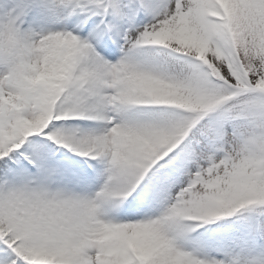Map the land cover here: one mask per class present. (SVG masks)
Listing matches in <instances>:
<instances>
[{"label": "rangeland", "instance_id": "obj_1", "mask_svg": "<svg viewBox=\"0 0 264 264\" xmlns=\"http://www.w3.org/2000/svg\"><path fill=\"white\" fill-rule=\"evenodd\" d=\"M79 1L89 3L44 2L24 33L28 60L10 57L22 20L13 27L9 5L0 13V28L11 24L2 34L8 44L0 50V102L23 107L22 118L36 131L25 155L48 167L40 179L18 160L4 172L0 197L50 247L43 264H92L96 255L101 264H264V218L259 245L245 222L202 226L195 218L212 197L264 169V104L255 94L227 100L233 87L264 83V0H98L78 11ZM188 56L226 84L198 86ZM70 59L92 66L87 73L73 69L70 87L78 88L66 98L70 106L48 117L44 88L63 83L57 79L70 75ZM29 70L35 78L17 74ZM36 78L41 84L32 85ZM23 90L32 91L25 100ZM211 99H226L220 124L196 112ZM8 120L1 112L0 127ZM180 138L166 150L167 139ZM70 151L90 154V167ZM153 152L159 160L142 171ZM56 169L64 179L52 190L46 172ZM127 175L147 187L139 203L110 209L98 200L105 178ZM131 182L115 189L117 203ZM0 264L30 263L0 240Z\"/></svg>", "mask_w": 264, "mask_h": 264}, {"label": "trees", "instance_id": "obj_2", "mask_svg": "<svg viewBox=\"0 0 264 264\" xmlns=\"http://www.w3.org/2000/svg\"><path fill=\"white\" fill-rule=\"evenodd\" d=\"M22 131V132H21ZM31 131L30 127H23L20 131L15 133L18 137H21L24 133H28ZM21 132V133H20ZM241 185H244L239 191H234L226 196H224L221 201L217 203L216 207L218 208V212H225L228 209L235 206V203L240 201L247 205H258L264 202V179L262 180H252L249 182H243ZM0 231H4L10 238L11 241L19 242L17 248L20 250V247L26 243L25 237L21 236V230H19L16 226L10 225V222L6 219L5 215L2 213L0 215ZM25 233V232H24ZM22 237V238H21ZM27 248V245L25 246ZM31 249V248H29ZM22 254L29 259H42L44 253L41 251H37V254L32 253L29 254L28 250L24 248Z\"/></svg>", "mask_w": 264, "mask_h": 264}, {"label": "bare ground", "instance_id": "obj_3", "mask_svg": "<svg viewBox=\"0 0 264 264\" xmlns=\"http://www.w3.org/2000/svg\"><path fill=\"white\" fill-rule=\"evenodd\" d=\"M122 178H124L125 180H122ZM134 181L135 180L132 177V175H127L126 177L115 176V177H112L110 179H106L100 185V193H99L98 200L101 203H105L106 206H108L110 209H117L118 205L114 199L115 189H118L119 187H121L123 183L131 182V184H132V183H134ZM142 191H144V190H142ZM127 197H129V196H127ZM127 197L123 196L122 198H120V203L126 202V199H128ZM91 256L93 257L94 255L93 254H87L86 259L88 261H91L90 260ZM93 259H94V263H92V264H101V256L96 255L95 257H93Z\"/></svg>", "mask_w": 264, "mask_h": 264}]
</instances>
